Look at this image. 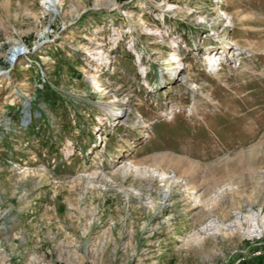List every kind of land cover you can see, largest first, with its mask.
Instances as JSON below:
<instances>
[{
  "label": "rangeland",
  "instance_id": "rangeland-1",
  "mask_svg": "<svg viewBox=\"0 0 264 264\" xmlns=\"http://www.w3.org/2000/svg\"><path fill=\"white\" fill-rule=\"evenodd\" d=\"M61 1L0 0V264H264V0Z\"/></svg>",
  "mask_w": 264,
  "mask_h": 264
},
{
  "label": "bare ground",
  "instance_id": "bare-ground-1",
  "mask_svg": "<svg viewBox=\"0 0 264 264\" xmlns=\"http://www.w3.org/2000/svg\"><path fill=\"white\" fill-rule=\"evenodd\" d=\"M47 1V0H46ZM48 3L50 4V5H57V4H59V5H62V1L61 0H48ZM223 3V2H222ZM225 4H226V6L228 7V10H227V12H225V15L227 16V19H228V23H229V27H233V28H235L236 27V25H237V23H239V22H241V21H243L244 20V17H242V15L239 13V12H237V11H234V9L230 6V3H229V0H225ZM152 6L153 7H158V5L156 4V3H152ZM167 6H171V3H168V5ZM174 44H175V47L177 48V49H179V46H178V44L176 43V42H174ZM222 44V46H227L226 45V42L224 41V42H222L221 43ZM236 46H238V50H237V52H236V54H237V56L238 57H240L241 55H242V52L243 51H246V48H245V50H244V48H242V47H240V45H238V44H235ZM228 47V46H227ZM226 49V48H225ZM248 51V50H247ZM214 52H215V49H213L212 51H211V53H209L208 55H207V59H208V61H209V63H208V65H209V68H210V70L211 71H213V70H215V68L216 67H218V66H221L222 64L220 63V61H221V58H220V56H219V58H217V56H218V53L217 54H214ZM232 53H234V52H229V54H230V57H231V55H232ZM235 56V55H234ZM174 58H176L177 59V62H176V64H177V67L179 68V71H178V75L182 72V70H184L185 69V67H187V69L188 68H190V65H187V63H183V61L182 60H180L179 59V54H178V51H177V53L176 54H174ZM220 63V64H219ZM246 62H244V63H242V66H246V64H245ZM174 72L175 71H177L176 69L175 70H173ZM219 73V72H218ZM173 74H175V73H173ZM184 74V73H183ZM96 83H98V81H96ZM173 107V109H176L174 106H172ZM130 111V110H129ZM164 115V114H163ZM119 119H121V122L122 121H124V119L121 117V118H119ZM145 124V123H144ZM134 126V125H133ZM133 163V166H134V168L136 169V171H139V167H140V165H141V167L142 166H144L145 168V171H147V168L149 169L150 167H148L146 164H142V163H136V162H132ZM157 167V166H156ZM151 169V168H150ZM159 172H161L160 173V176L162 177V176H164V175H166V172H164V171H162L161 170V168L159 167ZM149 172V171H148ZM151 172H157V170H152ZM124 174L126 175V174H128V170L127 171H124ZM189 186V185H188ZM188 186H186V187H188ZM187 191V190H186ZM190 193H191V191H192V188H190L189 187V190H188ZM185 193H187V192H185ZM201 198L202 197H198V198H196L197 200H201ZM197 203H198V201H196ZM200 202V201H199ZM202 202V201H201ZM206 203V202H205Z\"/></svg>",
  "mask_w": 264,
  "mask_h": 264
}]
</instances>
